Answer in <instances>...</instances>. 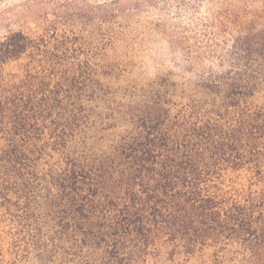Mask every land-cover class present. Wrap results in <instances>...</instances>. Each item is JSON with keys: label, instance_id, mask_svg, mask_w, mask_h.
<instances>
[{"label": "trees", "instance_id": "obj_1", "mask_svg": "<svg viewBox=\"0 0 264 264\" xmlns=\"http://www.w3.org/2000/svg\"><path fill=\"white\" fill-rule=\"evenodd\" d=\"M119 1L0 37V264H264V16L148 70Z\"/></svg>", "mask_w": 264, "mask_h": 264}, {"label": "rangeland", "instance_id": "obj_2", "mask_svg": "<svg viewBox=\"0 0 264 264\" xmlns=\"http://www.w3.org/2000/svg\"><path fill=\"white\" fill-rule=\"evenodd\" d=\"M104 1L73 0L75 7L65 11L59 6L60 0H0V37L10 30L36 25H58L68 30L71 25H84L82 22L87 19L84 27L91 32L95 27L94 12ZM136 1L120 0L112 8L119 13L120 21L129 22L137 32H145L134 52L148 70L154 64L172 66L175 70L191 64L198 70L218 63L225 58L237 33L240 17L255 12L264 16V0H154L159 10L140 0L141 10L125 17L126 10L122 9ZM29 6L32 7L27 10ZM67 13L73 15L65 16ZM151 20H159L157 28H153L156 22L149 24ZM209 256L208 250L188 264H207Z\"/></svg>", "mask_w": 264, "mask_h": 264}]
</instances>
